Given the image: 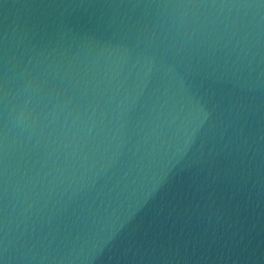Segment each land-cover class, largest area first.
Returning <instances> with one entry per match:
<instances>
[{"label": "water", "instance_id": "obj_1", "mask_svg": "<svg viewBox=\"0 0 264 264\" xmlns=\"http://www.w3.org/2000/svg\"><path fill=\"white\" fill-rule=\"evenodd\" d=\"M0 264H264V0H0Z\"/></svg>", "mask_w": 264, "mask_h": 264}]
</instances>
